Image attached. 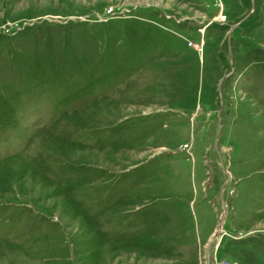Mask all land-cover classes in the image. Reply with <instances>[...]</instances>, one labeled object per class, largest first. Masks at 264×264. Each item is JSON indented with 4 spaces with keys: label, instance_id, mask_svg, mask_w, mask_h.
<instances>
[{
    "label": "rangeland",
    "instance_id": "1",
    "mask_svg": "<svg viewBox=\"0 0 264 264\" xmlns=\"http://www.w3.org/2000/svg\"><path fill=\"white\" fill-rule=\"evenodd\" d=\"M0 264H264V0H0Z\"/></svg>",
    "mask_w": 264,
    "mask_h": 264
},
{
    "label": "water",
    "instance_id": "2",
    "mask_svg": "<svg viewBox=\"0 0 264 264\" xmlns=\"http://www.w3.org/2000/svg\"><path fill=\"white\" fill-rule=\"evenodd\" d=\"M219 129H220V124H219ZM223 213L220 217V220H219V223H218V229L216 230V233H215V237L216 235H218L220 233V230H221V226H222V221H223V218H224V214H225V206L223 205Z\"/></svg>",
    "mask_w": 264,
    "mask_h": 264
},
{
    "label": "built area",
    "instance_id": "3",
    "mask_svg": "<svg viewBox=\"0 0 264 264\" xmlns=\"http://www.w3.org/2000/svg\"><path fill=\"white\" fill-rule=\"evenodd\" d=\"M223 20V19H222Z\"/></svg>",
    "mask_w": 264,
    "mask_h": 264
}]
</instances>
